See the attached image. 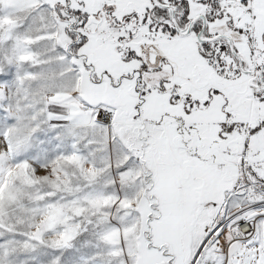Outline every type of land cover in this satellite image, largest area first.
I'll return each mask as SVG.
<instances>
[{"label": "snow or ice", "instance_id": "snow-or-ice-1", "mask_svg": "<svg viewBox=\"0 0 264 264\" xmlns=\"http://www.w3.org/2000/svg\"><path fill=\"white\" fill-rule=\"evenodd\" d=\"M0 264H264V0H0Z\"/></svg>", "mask_w": 264, "mask_h": 264}]
</instances>
